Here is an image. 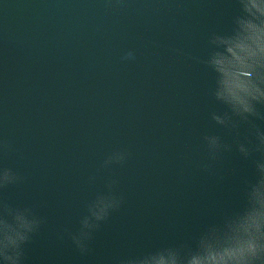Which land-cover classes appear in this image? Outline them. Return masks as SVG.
Here are the masks:
<instances>
[{"label": "water", "instance_id": "95a60500", "mask_svg": "<svg viewBox=\"0 0 264 264\" xmlns=\"http://www.w3.org/2000/svg\"><path fill=\"white\" fill-rule=\"evenodd\" d=\"M237 12L235 0H0V170L20 178L0 204L44 220L24 264L194 248L242 208L260 155L242 157L211 119L227 109L202 63ZM211 135L232 151L211 160ZM116 152L125 161L105 167ZM86 218L81 254L71 235Z\"/></svg>", "mask_w": 264, "mask_h": 264}, {"label": "clouds", "instance_id": "9594fccd", "mask_svg": "<svg viewBox=\"0 0 264 264\" xmlns=\"http://www.w3.org/2000/svg\"><path fill=\"white\" fill-rule=\"evenodd\" d=\"M238 12L227 33H213L208 40L209 52L202 63L214 74L212 96L226 107L223 114H211L216 125L233 136V144L245 159L258 153L254 160L255 181L247 185L245 203L240 210L213 225L197 240L194 248H166L122 264H264V0H235ZM126 59H131L129 53ZM247 136L241 142V128ZM209 157L215 161L222 152H231L233 144L223 143L216 135L205 136ZM7 151L9 146H2ZM126 154L113 153L104 163H123ZM11 169L0 170V188L19 182ZM105 205L99 213L90 209L97 220L106 215ZM43 218L32 208H13L0 204V264H24L25 247L43 225ZM92 225L87 218L81 230L71 235L81 254L89 251ZM88 229V231H85Z\"/></svg>", "mask_w": 264, "mask_h": 264}]
</instances>
